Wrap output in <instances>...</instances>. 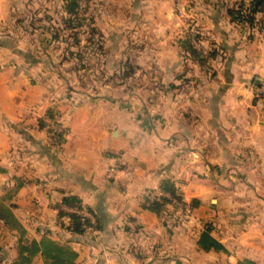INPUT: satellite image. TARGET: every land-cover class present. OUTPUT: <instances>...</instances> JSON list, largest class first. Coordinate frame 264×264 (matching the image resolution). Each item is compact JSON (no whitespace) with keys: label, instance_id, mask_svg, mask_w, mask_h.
<instances>
[{"label":"crops","instance_id":"1","mask_svg":"<svg viewBox=\"0 0 264 264\" xmlns=\"http://www.w3.org/2000/svg\"><path fill=\"white\" fill-rule=\"evenodd\" d=\"M12 11V0H0V205L25 228L23 239L68 244L77 264H264V99L257 96L264 85V3L249 21L236 0H197L199 149L190 147L194 136L182 111L176 117L168 107L135 111L123 99L83 96L76 104L65 96L55 61L10 35ZM28 12L25 26L34 25ZM97 17L113 62L127 30L132 45L145 47L137 60L171 61L165 49L178 46L171 38L182 23L176 0H104ZM50 111L65 133L54 135L42 120ZM115 159L123 168L111 177ZM216 174L228 175L229 203L247 207L233 220L247 223L243 233L225 232L219 218L199 224L202 204L225 197L199 189V180ZM235 176L245 180L238 185ZM167 179L189 206L200 201L168 225L145 207ZM72 196L96 213L100 229L76 234L64 227L60 210ZM208 222L222 249L199 246ZM0 239V264H15L21 233L3 218ZM36 261L45 264L41 255Z\"/></svg>","mask_w":264,"mask_h":264},{"label":"rangeland","instance_id":"2","mask_svg":"<svg viewBox=\"0 0 264 264\" xmlns=\"http://www.w3.org/2000/svg\"><path fill=\"white\" fill-rule=\"evenodd\" d=\"M103 1L12 0V26L9 33L11 36L14 32L17 37L21 36L20 38L27 41L28 47L33 42L31 49L36 55L41 54L45 58L49 57L50 62L55 61L53 66L55 65L58 72L60 88L65 91V96L68 94L75 97L76 104L83 96L94 99L106 97L123 99L128 105L135 104V111H164L168 107L167 112L176 117L182 111L186 128L194 136L188 140L190 147L199 149V122L195 121L199 120V30L196 29L194 21L197 0H187L184 9L182 3L185 0H176V12L182 23L171 39L177 40L178 46L166 47L165 50L171 54V61L166 58L163 62L160 59L149 61L147 57L137 60V51H142L145 47L129 42L132 35L130 30L123 31L119 38L122 43L118 48L119 61H112L110 47L104 48L102 44L104 32L97 27V16ZM26 8H29L28 21L34 25L22 24L25 21ZM188 38L197 53L184 45L183 42ZM172 70L176 72L172 74ZM42 120L51 129L60 133L66 132L59 120H52L50 112ZM189 173L192 174V171ZM244 180V177H236L233 181L239 185ZM230 183L226 174H216L214 178L199 180V189L201 192L205 191V197L217 199L225 196L220 202H211L209 199L202 204L203 207L199 208V224L219 218L217 221L224 227L225 232L228 230L243 233L247 223L233 220L236 215H243L248 210L243 203L236 208L229 203L227 188ZM240 193L244 194L245 190H240ZM154 195L155 193L151 194ZM260 208L263 212V207ZM188 213H191L190 208H187L185 214L182 212V204L179 203L178 210H175L169 221L175 223L180 218L185 219ZM208 224L214 227L212 222ZM262 230L256 228L258 235H261ZM7 240L6 238L5 241ZM11 241L12 244L16 242L15 237H11ZM1 243L3 239H0Z\"/></svg>","mask_w":264,"mask_h":264},{"label":"trees","instance_id":"3","mask_svg":"<svg viewBox=\"0 0 264 264\" xmlns=\"http://www.w3.org/2000/svg\"><path fill=\"white\" fill-rule=\"evenodd\" d=\"M74 7L72 8V10L75 9ZM258 8L259 6H256L253 2L248 11L246 19L252 21V15L258 10ZM183 43L185 46H188V49L193 53H197L196 49L193 48L190 38H188V40L184 41ZM50 117L53 121H58V115L56 114V112L50 111ZM50 130L54 135L60 134V132L56 130H53L51 128ZM151 194L147 200L145 207L161 217L164 224L166 225L170 223L169 218H172L174 216L175 210H178V204L175 203V201L182 204V212L185 214L188 207L195 208L200 205V201L195 199L189 206L185 202L179 187H177L175 182L170 179H167L162 183L158 193H156L154 196H151ZM64 204L70 208L86 207L82 203L81 199L74 196L65 198ZM86 208L94 216V221L89 218L83 217L78 213L61 209V220L63 221L65 218L68 219L67 224L63 223L64 227L70 232L76 234H85L90 230L100 229L101 225L96 213L90 207ZM173 208H175L174 211L172 210ZM0 218L5 219L6 224L11 229L18 230L19 233H21V241L19 245L20 255L15 264H32L35 256L37 255H41L43 257L45 264H77L78 253L68 244H61L60 242L47 236L43 237L40 241L37 239L24 240L23 237L25 236L26 230L14 217V214L9 210L8 207L0 205ZM212 229V225L208 224L199 239V246L206 251L223 248V245L211 235Z\"/></svg>","mask_w":264,"mask_h":264},{"label":"built area","instance_id":"4","mask_svg":"<svg viewBox=\"0 0 264 264\" xmlns=\"http://www.w3.org/2000/svg\"><path fill=\"white\" fill-rule=\"evenodd\" d=\"M253 2H254V0H238V3L241 5V7H243L244 11H246V12L249 11ZM257 96L261 99H264V85L257 91ZM122 168H123L122 163H120L119 160L115 159L113 161V163L110 164L109 175L111 177L115 176L116 173L118 171H120ZM175 203L179 204L176 201H175ZM65 211L75 212V213L82 215L83 217L91 219L92 221L95 220L92 213L86 207H83V208L72 207V208H70L68 206H65Z\"/></svg>","mask_w":264,"mask_h":264},{"label":"water","instance_id":"5","mask_svg":"<svg viewBox=\"0 0 264 264\" xmlns=\"http://www.w3.org/2000/svg\"><path fill=\"white\" fill-rule=\"evenodd\" d=\"M254 3H255L256 6H259L262 3H264V0H254Z\"/></svg>","mask_w":264,"mask_h":264}]
</instances>
